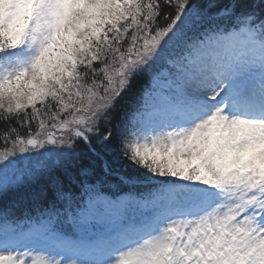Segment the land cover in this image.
I'll use <instances>...</instances> for the list:
<instances>
[{
    "label": "snow or ice",
    "instance_id": "snow-or-ice-1",
    "mask_svg": "<svg viewBox=\"0 0 264 264\" xmlns=\"http://www.w3.org/2000/svg\"><path fill=\"white\" fill-rule=\"evenodd\" d=\"M0 264H264V0H0Z\"/></svg>",
    "mask_w": 264,
    "mask_h": 264
},
{
    "label": "trees",
    "instance_id": "trees-1",
    "mask_svg": "<svg viewBox=\"0 0 264 264\" xmlns=\"http://www.w3.org/2000/svg\"><path fill=\"white\" fill-rule=\"evenodd\" d=\"M146 83V78H140L139 81L134 85V92L131 93L132 97H133V101L135 98H138L139 96V92L141 90L142 85ZM114 179V178H113Z\"/></svg>",
    "mask_w": 264,
    "mask_h": 264
}]
</instances>
